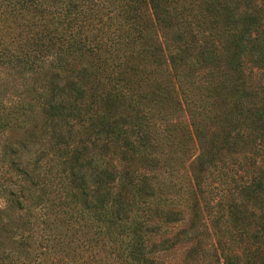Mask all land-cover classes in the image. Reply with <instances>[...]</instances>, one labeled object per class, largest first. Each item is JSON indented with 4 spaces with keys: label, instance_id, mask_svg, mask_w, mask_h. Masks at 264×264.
Segmentation results:
<instances>
[{
    "label": "trees",
    "instance_id": "16d2710c",
    "mask_svg": "<svg viewBox=\"0 0 264 264\" xmlns=\"http://www.w3.org/2000/svg\"><path fill=\"white\" fill-rule=\"evenodd\" d=\"M0 264H264V0H0Z\"/></svg>",
    "mask_w": 264,
    "mask_h": 264
}]
</instances>
